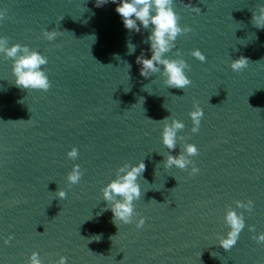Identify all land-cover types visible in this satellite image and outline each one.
<instances>
[{"label": "water", "instance_id": "1", "mask_svg": "<svg viewBox=\"0 0 264 264\" xmlns=\"http://www.w3.org/2000/svg\"><path fill=\"white\" fill-rule=\"evenodd\" d=\"M96 2L103 0H0V35L48 56L51 80L48 90L18 87L12 59L0 55V264H28L33 251L45 264L61 256L68 264H264V242L248 227L264 231V29L252 23L261 0H174L192 31L166 55L179 49L191 66L185 89L168 87L162 73L141 76L136 57L151 55L148 30L129 31L116 4ZM45 29L57 37L48 41ZM195 48L205 61L191 55ZM240 56L249 62L234 71ZM194 102L204 111L197 132ZM170 116L186 125L172 154L195 143L196 174L191 164L163 166ZM73 146L75 160L67 155ZM141 159L135 205L146 222L117 226L102 189L120 166ZM76 163L83 176L69 188ZM60 188L66 198L56 196ZM248 199L251 212L237 209L246 226L226 251L225 213Z\"/></svg>", "mask_w": 264, "mask_h": 264}, {"label": "clouds", "instance_id": "2", "mask_svg": "<svg viewBox=\"0 0 264 264\" xmlns=\"http://www.w3.org/2000/svg\"><path fill=\"white\" fill-rule=\"evenodd\" d=\"M108 2L109 0H103V3H96L97 6H103ZM111 2L116 4L115 10L120 15L126 29L138 33L141 32L142 28L148 30L144 42L149 44L148 50L151 55L148 56L142 51L136 57V63L141 65L140 75L148 78L155 73H162L165 77L164 83L168 87L185 89L191 85L192 80L188 75L191 66L183 58L181 51L177 49L175 58L166 55L173 48H176L179 35L192 31L191 26L181 24V17L174 8V0H111ZM188 6L196 14L201 13L200 7L191 3ZM3 15V12H0V18ZM252 23L256 27L264 29V0H261L257 10L252 11ZM43 34L48 41H53L58 35L55 29H45ZM127 47L129 55L135 53L136 45L130 40ZM0 55L12 59V72L15 76V84L18 87L32 90H48L51 87V80L44 67L48 64L49 58L39 49L21 43L10 45L9 38L0 35ZM191 55L200 61L207 59L200 48L193 49ZM117 58H119L118 54ZM248 62L247 57L240 56L238 59L231 61V68L234 71H240L247 67ZM130 67L131 65L128 64V68ZM189 115L193 122L192 131L197 132L204 111L198 103L194 102V107ZM163 121V144L169 150L163 161V166L168 169L173 166L185 169L191 164V174L198 173L200 168L191 159L199 152L195 143L185 142L183 150L176 155H173L171 151L177 148L178 132L185 128V122L173 116L165 117ZM180 139H183V137H180ZM67 155L75 160L79 155V148L73 146ZM145 170L146 163L143 159L136 163H125L117 169L115 178L103 187V197L107 201L104 210H111L113 213L112 221L117 226H120L121 223L130 224L135 222L136 226L140 228L145 224L146 217L137 213L135 205V201L143 195L140 177ZM82 176L83 172L80 164H74L67 175L68 187L70 188L72 185L79 183ZM56 196L61 199L66 198L67 189L60 188ZM235 203L237 207H229L225 213V222L229 230L226 235H221L219 238V244L226 251L236 245L242 230L246 226L244 212L237 209H247L251 212L254 206L252 199H248L247 203L243 200H237ZM248 227L254 234L253 239L264 242V231L257 235L255 234V225H248ZM13 237L14 234H9L5 239V243H10ZM28 264H45V261L41 259L39 251H33ZM54 264H68V257L61 256Z\"/></svg>", "mask_w": 264, "mask_h": 264}]
</instances>
